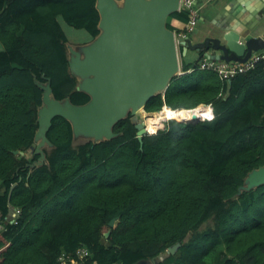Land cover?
Listing matches in <instances>:
<instances>
[{
  "label": "trees",
  "instance_id": "1",
  "mask_svg": "<svg viewBox=\"0 0 264 264\" xmlns=\"http://www.w3.org/2000/svg\"><path fill=\"white\" fill-rule=\"evenodd\" d=\"M170 16L188 21L185 11ZM100 19L97 0H0V264H57L83 245L98 264H264V184L240 192L264 165V61L231 79L184 65L147 102V123L167 106L211 105L214 117H175L143 144L130 115L98 142H77L56 116L37 164V81L51 78L57 99L87 103L63 24L85 30L84 44Z\"/></svg>",
  "mask_w": 264,
  "mask_h": 264
},
{
  "label": "water",
  "instance_id": "2",
  "mask_svg": "<svg viewBox=\"0 0 264 264\" xmlns=\"http://www.w3.org/2000/svg\"><path fill=\"white\" fill-rule=\"evenodd\" d=\"M179 4L180 0H123L121 6L119 0H97L101 16L98 36L76 47L68 43L70 71L78 79L77 89L88 93L90 100L79 105L69 97L57 99L51 78L45 83L37 81L44 90L38 110L39 127L32 144L34 154L40 155L38 165L46 162L44 148L53 146L47 133L56 116L72 123L75 139L84 136L98 142L116 137L114 126L130 115L143 144L147 127L141 112L146 111L153 96L167 91L175 76L183 74L180 46L182 56L191 49L200 53L199 60L206 56L227 62H244L253 51L264 48L263 36L231 27L203 39L196 35L179 37L177 45L176 33L167 26V20L178 11ZM194 119L191 123L202 120L196 115ZM257 172L259 178L253 179ZM262 184L264 165L247 175L240 192ZM114 222L115 219L110 225ZM179 246L177 243L168 251L175 253ZM143 262L146 261L137 264Z\"/></svg>",
  "mask_w": 264,
  "mask_h": 264
},
{
  "label": "crops",
  "instance_id": "3",
  "mask_svg": "<svg viewBox=\"0 0 264 264\" xmlns=\"http://www.w3.org/2000/svg\"><path fill=\"white\" fill-rule=\"evenodd\" d=\"M197 6L199 9L198 24L191 35H196L198 39H203L210 34L215 35L229 27L255 36L264 35V0H197ZM167 23L176 28L175 33H180L185 28L183 21L171 16L168 17ZM179 50L180 66L183 70L184 65L190 63H187L181 55V46ZM199 56L200 53H197L193 63L199 61Z\"/></svg>",
  "mask_w": 264,
  "mask_h": 264
},
{
  "label": "built area",
  "instance_id": "4",
  "mask_svg": "<svg viewBox=\"0 0 264 264\" xmlns=\"http://www.w3.org/2000/svg\"><path fill=\"white\" fill-rule=\"evenodd\" d=\"M178 11H185L188 15V21L185 24L184 30L180 33L175 34L177 45H179L178 42L179 37H188L196 30L199 19V9L197 6V0H180ZM260 61H264V48L259 51H253L251 56L244 62L219 61V60L210 59L206 56H204L202 59H200L197 62L200 68L215 70L220 74V76L223 79H231L239 73H244L248 70L253 69L256 66V64L259 63ZM207 106L211 108L212 116L205 119L210 120L214 117L213 107L211 105H207ZM148 133L151 134L150 132ZM19 214H20V210L17 209L13 213L12 222L15 223L17 222L16 219ZM57 264H98V263L93 259L90 249L83 245V246H79L73 254L63 252L59 257Z\"/></svg>",
  "mask_w": 264,
  "mask_h": 264
},
{
  "label": "rangeland",
  "instance_id": "5",
  "mask_svg": "<svg viewBox=\"0 0 264 264\" xmlns=\"http://www.w3.org/2000/svg\"><path fill=\"white\" fill-rule=\"evenodd\" d=\"M119 4L121 6H123V0H119ZM63 26H64V29H65L67 35L69 36L71 42H74V43H72L73 46L76 47V46L82 45V42L88 39V35H87V33L84 30L74 28L72 26L67 25L66 23H64ZM1 46L2 45H1V42H0V47ZM179 54H180V52H179ZM196 55H197V52L190 49V50H188L187 54L183 56V58L186 60L187 63H193L195 61ZM181 71H183V70L181 69ZM148 113H150V112H147V111L143 110L141 112V116H142L143 122L149 128L151 125H153V122L149 123V124L147 123V118H148L147 114ZM158 117L154 119V122L157 121L158 124L160 123L158 128H157V130H156L157 132L160 130L159 128L161 126H163V127H161V129L165 128L168 125L169 121L172 119L170 117V118H167V119H164V120H159ZM183 118L187 119L188 117H183ZM178 121H182L183 122V120H178ZM185 122H187V121H185ZM146 134H149V133L147 132ZM85 140H89V139L84 137V136H79L76 139L77 142L85 141ZM150 263H151L150 261H146V262H143L142 264H150Z\"/></svg>",
  "mask_w": 264,
  "mask_h": 264
},
{
  "label": "bare ground",
  "instance_id": "6",
  "mask_svg": "<svg viewBox=\"0 0 264 264\" xmlns=\"http://www.w3.org/2000/svg\"><path fill=\"white\" fill-rule=\"evenodd\" d=\"M163 109V108H162ZM161 109V111H162ZM160 111V112H161ZM194 115L200 117L201 119H205L208 117L212 116V110L209 106H207L206 109H198V108H193V109H182L178 108V109H174L170 106H167L157 117L159 120H164L167 118H172V120H174L173 118L175 117H188V120H192L194 121ZM156 117V118H157ZM163 122V121H162ZM160 124V123H159ZM157 121H153V125H151L149 128L147 127L148 132H150L151 134H155L157 131V128L159 126ZM156 131V132H155ZM259 178V172H257L254 176L253 179Z\"/></svg>",
  "mask_w": 264,
  "mask_h": 264
}]
</instances>
